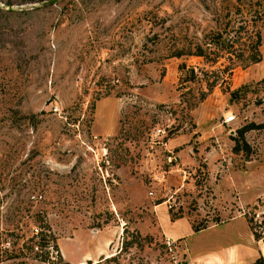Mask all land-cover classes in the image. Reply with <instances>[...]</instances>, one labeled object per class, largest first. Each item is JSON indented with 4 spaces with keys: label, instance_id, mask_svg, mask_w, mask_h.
<instances>
[{
    "label": "rangeland",
    "instance_id": "rangeland-1",
    "mask_svg": "<svg viewBox=\"0 0 264 264\" xmlns=\"http://www.w3.org/2000/svg\"><path fill=\"white\" fill-rule=\"evenodd\" d=\"M242 17L230 0H0V250L38 210L54 261L104 247L96 264H189L246 225L239 264L264 259L240 214L264 199V23L261 59L225 67ZM204 40L215 63L187 53Z\"/></svg>",
    "mask_w": 264,
    "mask_h": 264
},
{
    "label": "trees",
    "instance_id": "trees-1",
    "mask_svg": "<svg viewBox=\"0 0 264 264\" xmlns=\"http://www.w3.org/2000/svg\"><path fill=\"white\" fill-rule=\"evenodd\" d=\"M234 7V12L243 14V22L237 24L233 28V33L230 34L227 44V57L229 63L225 66L230 71L234 65H247L252 62L259 61L261 59V51L259 46L261 44V32L260 23H264V0H230ZM208 33H205L206 36ZM215 34L217 37L221 36L219 28H216ZM240 42V47L236 48L235 43ZM219 42L215 40H208L203 43H196L194 50H189L187 53L192 55H199L204 57L207 61L215 63L219 57L222 56V49ZM182 50H172L171 55L180 56ZM180 70H185L186 63H180ZM186 71V70H185ZM187 76L185 79H198L196 78L195 67L191 66L187 68ZM185 77V76H184ZM214 80H207L208 89L214 84ZM204 97V91L200 95V99ZM252 127L251 124L247 127ZM241 135L243 131L240 130ZM36 219L41 221L38 223L36 230L30 233L21 231L16 234V238L10 242V246H5L3 250H0V260H2V252H4L5 258H14L19 260L15 261V264H26V261L21 259L27 255H31L33 258L39 257V260L46 262L47 264H69L66 261L58 260L54 261V255L51 249L55 247L52 240L55 239L54 233L51 230L50 225L40 218L41 212L35 211ZM44 221V222H43ZM205 226H199L192 224L194 231H198ZM13 234V233H11ZM107 257V256H106ZM109 257V256H108ZM107 257V258H108ZM88 264H96L98 261H86ZM81 262L79 264H83ZM250 264H264L262 256L257 257Z\"/></svg>",
    "mask_w": 264,
    "mask_h": 264
},
{
    "label": "crops",
    "instance_id": "crops-1",
    "mask_svg": "<svg viewBox=\"0 0 264 264\" xmlns=\"http://www.w3.org/2000/svg\"><path fill=\"white\" fill-rule=\"evenodd\" d=\"M235 219H238V218H232L231 220H235ZM231 220H229V221H231ZM180 221H182V220H180ZM178 222H179L178 219H176L175 221H170V223L172 225L170 224L166 227V231L168 234L167 236H170L173 238H181V241L183 242V244H185L184 240H183L184 236L182 235L183 233H181V232L177 233L175 231H173L172 233L170 232L173 228L177 227ZM186 223L189 226L188 232L194 231L191 223H189L188 221ZM221 224H223V223H216L214 225L201 228L199 230L217 227ZM247 231L248 230H247V225H246L245 229H244V233L247 234ZM244 233L241 230L239 235L236 238V241L233 243L229 242L228 245H226V244L223 245L222 249L212 251V252L202 254V255H195L193 257H188L191 260L189 264H239L240 261L244 259L245 254L247 253V248H248L247 244L243 243V241H242L244 238V236H243ZM100 249L98 250L97 255H96V251L92 250V253H90V255L89 254H87L85 256L81 255L80 258H78L74 261L68 260V262L72 263V264H79V263L87 261V260H94L96 257H98V259L97 260L95 259V260L98 261V260H100L101 256L104 254L103 252L105 251L104 247H101ZM250 263H251V261H249L247 264H250Z\"/></svg>",
    "mask_w": 264,
    "mask_h": 264
},
{
    "label": "built area",
    "instance_id": "built-area-1",
    "mask_svg": "<svg viewBox=\"0 0 264 264\" xmlns=\"http://www.w3.org/2000/svg\"><path fill=\"white\" fill-rule=\"evenodd\" d=\"M233 117V114H229L228 116H226V121L232 120ZM31 197L38 198L41 197V195L32 194ZM240 214L249 217L251 221L257 226L258 231L261 233L262 237H264V199L261 203L255 201L254 204L250 206H242ZM165 244L169 248V250H173L176 246V238L167 236L165 239Z\"/></svg>",
    "mask_w": 264,
    "mask_h": 264
}]
</instances>
